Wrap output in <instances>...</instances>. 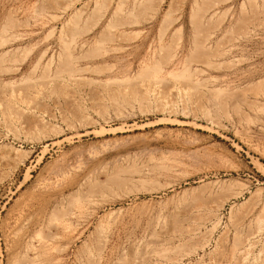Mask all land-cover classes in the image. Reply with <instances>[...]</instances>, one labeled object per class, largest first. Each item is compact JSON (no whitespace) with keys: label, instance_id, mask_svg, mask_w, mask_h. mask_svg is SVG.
Listing matches in <instances>:
<instances>
[{"label":"rangeland","instance_id":"obj_1","mask_svg":"<svg viewBox=\"0 0 264 264\" xmlns=\"http://www.w3.org/2000/svg\"><path fill=\"white\" fill-rule=\"evenodd\" d=\"M0 264H264V0H0Z\"/></svg>","mask_w":264,"mask_h":264},{"label":"bare ground","instance_id":"obj_2","mask_svg":"<svg viewBox=\"0 0 264 264\" xmlns=\"http://www.w3.org/2000/svg\"><path fill=\"white\" fill-rule=\"evenodd\" d=\"M206 15V14H205ZM223 185V184H222Z\"/></svg>","mask_w":264,"mask_h":264}]
</instances>
